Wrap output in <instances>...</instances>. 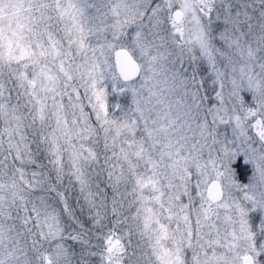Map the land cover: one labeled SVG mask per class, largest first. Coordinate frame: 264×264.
<instances>
[{
  "label": "snow or ice",
  "instance_id": "obj_1",
  "mask_svg": "<svg viewBox=\"0 0 264 264\" xmlns=\"http://www.w3.org/2000/svg\"><path fill=\"white\" fill-rule=\"evenodd\" d=\"M0 264H264V0H0Z\"/></svg>",
  "mask_w": 264,
  "mask_h": 264
}]
</instances>
